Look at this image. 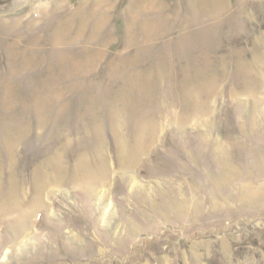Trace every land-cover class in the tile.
<instances>
[{"label": "rangeland", "instance_id": "obj_1", "mask_svg": "<svg viewBox=\"0 0 264 264\" xmlns=\"http://www.w3.org/2000/svg\"><path fill=\"white\" fill-rule=\"evenodd\" d=\"M0 264H264V0H0Z\"/></svg>", "mask_w": 264, "mask_h": 264}, {"label": "bare ground", "instance_id": "obj_2", "mask_svg": "<svg viewBox=\"0 0 264 264\" xmlns=\"http://www.w3.org/2000/svg\"><path fill=\"white\" fill-rule=\"evenodd\" d=\"M262 191V190H261Z\"/></svg>", "mask_w": 264, "mask_h": 264}]
</instances>
